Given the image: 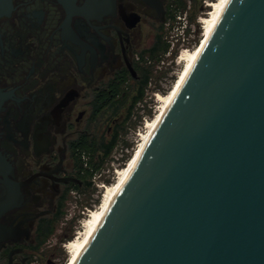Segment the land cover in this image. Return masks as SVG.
Listing matches in <instances>:
<instances>
[{"label": "flooded vegetation", "instance_id": "obj_1", "mask_svg": "<svg viewBox=\"0 0 264 264\" xmlns=\"http://www.w3.org/2000/svg\"><path fill=\"white\" fill-rule=\"evenodd\" d=\"M193 1L10 0L1 9L0 264H62L94 176L110 169L106 147Z\"/></svg>", "mask_w": 264, "mask_h": 264}, {"label": "water", "instance_id": "obj_2", "mask_svg": "<svg viewBox=\"0 0 264 264\" xmlns=\"http://www.w3.org/2000/svg\"><path fill=\"white\" fill-rule=\"evenodd\" d=\"M75 264H264V0H230Z\"/></svg>", "mask_w": 264, "mask_h": 264}, {"label": "bare ground", "instance_id": "obj_3", "mask_svg": "<svg viewBox=\"0 0 264 264\" xmlns=\"http://www.w3.org/2000/svg\"><path fill=\"white\" fill-rule=\"evenodd\" d=\"M229 2L230 0H215L207 4L209 11L207 14H205V17H201L199 20V24L201 26L200 42L198 45L193 47V49L183 51L179 56L178 63L181 65V70L178 72L176 80L174 81L171 89L165 95H159L157 97V104L159 103L158 108L152 118L146 122L143 128L144 130L139 135L137 147L130 156V159L123 168L118 169L115 174L116 177L114 182L104 188L99 205L90 211L89 216L84 220L80 227L81 229L75 238L66 244L68 259L65 264H75L79 259L103 215L120 189L122 183L124 182L170 103L191 72L194 64L199 58L203 48L217 26Z\"/></svg>", "mask_w": 264, "mask_h": 264}, {"label": "rangeland", "instance_id": "obj_4", "mask_svg": "<svg viewBox=\"0 0 264 264\" xmlns=\"http://www.w3.org/2000/svg\"><path fill=\"white\" fill-rule=\"evenodd\" d=\"M202 1L203 0H194L193 2H191V7L188 11L189 12L188 16H189L190 22L193 24H196L195 20L197 17H200V16L205 17L204 15L202 16V14H200V11L205 12V13L209 11V8L205 7ZM208 1L213 2L215 0H208ZM196 28L198 29V33L195 36L194 43L192 44V46L189 47L190 50L193 49V47H195L196 45H198L201 39V34H200L201 28L200 27L198 28L197 26ZM174 38L175 36L173 34V31L170 30L169 33L167 34V41H170ZM167 51L161 55L158 62L154 64L152 67H150V69L147 72V74L149 75L148 76L149 79H148V83L144 90L143 100L141 101V105H144L146 108H147L148 103H153V100H150V101L148 100L146 103L144 102L145 91L148 90L151 92H159L161 95H165L171 89L174 81L176 80L178 72L181 70V65L178 63V59L176 63L175 61L173 62L170 61L166 57L165 54L167 53ZM138 111L139 110L137 111L133 110L130 123L125 125L124 128H122V130L120 131V134L118 133L120 138L118 137V141L116 145L114 146V148L112 149L111 154L109 155L110 160L112 159V156L119 157L120 154H124L123 162H126L127 160L130 159V156L133 154L135 148L137 147V146L135 147L136 138H135V133H134L137 124L134 122L133 118L134 116L137 117L139 115ZM151 117L152 115L150 114V118ZM123 167L124 166L121 165L119 168H123ZM115 177L116 175L113 173V167H111L110 179L107 181V185H111L114 182ZM102 192L103 190H101L100 194L96 195V191L94 190L93 196L96 195L97 197L94 198L93 196L92 197L90 196V199L94 200L95 207L98 206L100 203ZM88 201H89L88 197L84 198L83 204L89 207L90 210L95 209L94 207L90 206L91 202L88 203ZM77 207L78 209L81 208L80 202L78 203ZM74 238H75V234L71 240H73ZM64 254H65V257L63 255L62 260H61L62 264H65L68 259L67 252Z\"/></svg>", "mask_w": 264, "mask_h": 264}, {"label": "built area", "instance_id": "obj_5", "mask_svg": "<svg viewBox=\"0 0 264 264\" xmlns=\"http://www.w3.org/2000/svg\"><path fill=\"white\" fill-rule=\"evenodd\" d=\"M202 3L205 7L209 8L207 6V4L209 3L208 0H203ZM188 11H189V8L186 11L178 14V16L175 18V21L173 22V25H172L171 30L173 31L175 38L168 41L169 47H168L167 53L165 54L166 57L172 62L175 61L177 63V59L179 58L181 53L183 51L190 50L189 47L192 46V44L194 43L195 36L198 33V29L196 28V26L198 25L199 27H201L199 24V20L201 16L197 17L195 20L196 24H193L190 22ZM207 13L208 12L205 13V12L200 11V14H202V16L203 15L205 16V14ZM159 95L162 96L159 92H151L147 90L145 91L144 102L146 103L148 100L149 101L153 100V103H148L147 108L144 105H141V102L138 104V110H139L138 114L139 115L137 117L134 116L133 118L134 122L137 124L135 128V132H134L135 138H136L135 147L138 144L139 135L143 131V128L146 122L152 118V117L150 118V114L153 116L158 108L157 97ZM123 161H124V154H120L119 157L112 156V159L110 160V169L108 170L106 176H103V175L94 176L93 182L96 188V195L100 194L101 190H104V188H106L107 181L110 179L111 167H113V173L116 174L118 169H120L119 167L121 165L124 166L128 160L126 162H123ZM96 195H94L93 197L96 198L97 197ZM90 206L95 208L94 200L92 199H91ZM90 211L91 210L86 205L79 210L78 229L75 233V236L79 232V229L81 225L83 224L84 220L89 216ZM66 244L63 245L65 251H66Z\"/></svg>", "mask_w": 264, "mask_h": 264}, {"label": "trees", "instance_id": "obj_6", "mask_svg": "<svg viewBox=\"0 0 264 264\" xmlns=\"http://www.w3.org/2000/svg\"><path fill=\"white\" fill-rule=\"evenodd\" d=\"M183 9H185V6L183 7ZM197 27L199 28L198 25H197ZM168 47H169V45H165V46H163V47L160 49L159 52L162 53V54H164V53L168 50ZM148 76H149V75L146 74V76H145V80H144L143 84H142L141 87H140V91H139L138 95L135 96V97L133 98L132 102H131V106H130V108L128 109V114H127V118H126L128 121H129V120L131 119V117H132V112H133V109H134L136 103L141 102V101L143 100L144 90H145V87H146V85H147V83H148V79H149ZM117 141H118V133H116V135L113 137V139H112L111 143L109 144V146L106 147V155H110V154H111V151H112V149L114 148V146L116 145Z\"/></svg>", "mask_w": 264, "mask_h": 264}]
</instances>
